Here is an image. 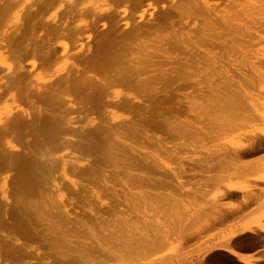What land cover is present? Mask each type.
I'll use <instances>...</instances> for the list:
<instances>
[{"label": "bare ground", "instance_id": "bare-ground-1", "mask_svg": "<svg viewBox=\"0 0 264 264\" xmlns=\"http://www.w3.org/2000/svg\"><path fill=\"white\" fill-rule=\"evenodd\" d=\"M3 1L4 6L3 4L2 6L0 5V8H3L0 12V142H8L9 138L11 136L15 137V135H18L19 138H21L22 135H25V132L26 134H31L28 129H30L32 125L36 127L38 133L40 132L38 140L42 135L43 137L49 138V142L46 141L45 138L46 145L55 142L60 136L59 125L63 126L61 128L62 131H70L77 128L71 127L73 120L72 115L74 114L72 112L77 114V112L79 113V111H82L79 109H82L83 107H74V109L73 106L70 105V98L74 97H79L78 99L84 97L82 100L87 99V101H85L87 103L83 102L82 106H84V104L85 106L89 104V109H93V111L94 109L96 111L98 110L97 112L104 110L111 111L115 109L128 110V112L129 110H132L129 112L130 116L132 113L138 117V112L136 113L134 110L159 111L155 116L153 114V118H150V116L149 118L144 117V122H140V119H142L144 115H140L141 118L138 117V119L140 118V123H145L146 126H148L146 131L145 128L142 129L141 132L143 133L141 134V137H139L140 140H144L145 144V146L142 145L145 147V150L142 153H132L125 141L126 139L123 137L120 138L124 140L116 141L118 146L110 145L106 142V144L101 146L95 145L94 141L96 140L98 141L101 139L103 140V143L105 140L108 141L104 129L107 125L105 126L104 124L105 127L102 125L103 128H98L97 122H95L98 129L94 130L96 128L95 125H93L95 128H90V125L93 122L90 124L88 122L90 121L89 118L92 117L93 111L88 110V114H91L87 121L88 128L91 129L89 132L92 130L94 132L90 134L87 133L88 136H86V138L84 137V140L81 139L83 140L81 143L83 144V150H86V154H84L85 152H83V150L80 151V149L77 148L75 140H73V144L74 142L76 143V150L73 146H67L71 150L73 148L76 154H78V152H83L84 155H91L89 152L94 154V162H91V164L93 163L91 166H88L90 160H87V164H84V160L82 163L85 167H83L77 156H75V153L72 154L69 153V151L64 152L61 150L63 153L59 156H57L55 151L49 150L50 152L48 151L45 153L48 149L57 150L59 153L62 144L56 143L58 141L54 144V146L61 144L59 148L57 147L58 145L56 146L58 149H54L53 146H50L52 148L49 147L47 150L45 149L44 152V148L42 147L44 143L37 144L35 149L30 152V155H28V158L27 155L26 157L22 156L14 158V156L13 158H10L13 156L11 153L10 157L5 154L3 157L8 158H4L5 162H1L3 164V166H1L3 168L6 166L8 169L10 168L8 166H11V170L13 167L14 169H17L19 172V177H17V180H19L17 188L20 193L13 188V194L14 192H17L15 194L16 198L14 199V202L15 206L16 204L19 206V211L16 212V214H19L17 217H14L16 216L14 212L18 209L13 212L14 216L12 214V217H14L13 221L12 219L10 221L13 223L12 230H10L11 228L8 229V226H10L11 223L8 225L7 221L5 223H7L6 225H8V228L5 227V225L2 226L7 230H10L9 233L13 236L9 238L7 235H2L1 239L3 240L0 239V258L2 259V261L0 260V264H5L4 262L7 261V258H12V261H15L17 264H38L39 262V264H44L42 261L46 260L49 255V253H47V256L45 257V251L53 254L54 261L49 259L51 258L50 255L48 258L51 260L52 264H108V262H114L133 253L136 254L135 251L137 250L142 249V251H140L143 252V248L145 249L147 245L148 248L146 249L149 250L151 239L154 241V234L156 235L157 233V235H159L160 232H154V234H151L153 233L154 229L152 228H154V226L159 227L156 225L153 226V223H151L152 227L149 229H152V232L149 233L150 231L147 228V225L150 224L148 222L146 223L149 218H145V220L143 219L144 222L142 220L139 226L137 217L141 216L144 211H141L142 213L139 211L141 215L134 217L136 216V214H134L135 212L138 214V209L133 212L134 208H137L141 201L143 204V201H145V198L147 197V194L144 192L143 196H146L144 199L140 194L142 195V191L147 189H150L152 192L160 190H167L168 192L177 191L183 185V178L187 175H189V177L190 175L192 177H194V175L199 178L201 177V188H210L209 191L202 189V191L207 194V196H205L207 207L209 205V207L215 208L218 203H221L226 197H235L239 194L241 198L239 208L246 204L249 205L258 202L259 200H264V158L249 163L242 162L241 159L242 157L256 155L264 150V0H102V2H106L105 4L112 2L115 4L114 7H116L114 9L104 8L97 10L96 3L95 9L97 11H94L92 6V10L89 8V10L86 9V12L83 11L85 10L84 7L76 9V4H80L83 0H67L69 1L68 7L70 15L71 13H85L86 17L88 16L87 14H89L88 18L86 17L87 19L85 18L84 21H87L92 17V20L90 19L88 22L91 23L85 26H80L78 24L82 23H80L79 19L77 25H72L69 24L70 20L68 19V21L64 20V22L62 20V22L58 23L51 22L52 24H42V26H44H41L40 32L43 35H46V37L44 36L46 40L42 37L44 41L40 40L42 35L39 36L37 34L40 37V41H38L36 37L33 38L34 34H36L35 27L37 26V33H39L38 29L40 28L39 21L35 22L34 19L37 18L36 16L39 17L40 14H37L43 12L41 11L43 8L46 9L49 5L63 2L62 0H36L38 2L34 3L37 4L32 2L35 6L32 5L33 8L30 6L29 11L26 8L28 12L25 11L27 13H24L25 16L23 18L25 24L23 23L24 28H21L23 29L22 31H19L20 8L18 9L21 0ZM86 1L88 0H85V2ZM130 2L132 4L135 2V4H133L135 6H129ZM88 4L89 3L87 2V5ZM105 4H102V6ZM24 7H27V5H24L21 8ZM60 8L63 7L61 6ZM23 10H25V8ZM67 10L68 9H66V12L68 14L69 12ZM46 12L48 11L46 10ZM63 13L65 14V12H62V14ZM67 14L65 16H67ZM44 16L46 15H42V17ZM74 17H76V15H74ZM77 17H79V15ZM21 18L22 17H20V19ZM39 20L41 23L45 22L42 21V18ZM43 20L45 19L43 18ZM89 25L92 26V28L90 27L91 30L93 28L98 29V32L96 29V31L93 30V32L89 30L91 33L94 34L97 32L100 34H97L98 37L96 36L97 40L95 41L92 39L96 34H94L92 38L87 34V28ZM64 33H67L69 36H74L75 41H83L84 43L85 41L88 42L92 40L93 45L88 48V54H83L82 52L84 50L73 53V44L69 42L65 43L60 40L67 38V36L65 37L63 35ZM69 40L71 41V39H67V41ZM61 45L63 47L65 45L64 52L66 51V60L64 61L62 56L60 59L64 61H62V66H69L68 68L70 70L68 73H65L66 70L62 68L64 73L62 72V74H58L60 76L55 75L56 79L53 78L54 82L52 85L50 84L51 87L49 86L48 91L44 90L46 93H43L42 91L43 94H40L41 89L39 86H36L39 88L38 95L33 93V83H37V85L41 86L43 82L41 83L40 81L45 78L44 73L46 72L39 64L40 60L38 61V59H40V55L37 56V60L34 59L37 62L34 60L29 62L28 59L30 57H35L34 55L42 52H45V54L52 52L51 54H53L55 51L57 52V49H59ZM89 45H91V43ZM19 47H23V53L25 58H27L22 59V63L19 61V53H21L19 52ZM63 47L61 48V51L64 49ZM59 51L60 50H58V52ZM14 53H18V55H15ZM10 54L12 56H18V58L15 57L16 59H12L10 58ZM46 56L48 57L50 55L48 54ZM58 57L60 58V55H58ZM8 63L13 66L11 67V71L7 70L9 69L6 67ZM30 63H35L37 65L34 70H32L34 64L29 68ZM50 63L51 62H49V65H51ZM63 74L66 75L63 76ZM45 79H47V77ZM48 82L50 83L51 80ZM248 86L255 90L253 92L259 93V97L255 93V97L253 98L254 94H252V90L249 92ZM6 88L7 90H13V97L5 96V94H7L4 91ZM114 88L128 90V94L129 91L138 92L139 94H143V96L141 100H138V98L136 99V97H131L129 95H117L113 91H118V89L113 90ZM120 92L122 93V91ZM34 95H36V97ZM35 98L38 99L37 103L45 105L44 110H55V112L57 110V112H52V114H50V111L48 113L44 111L46 114L44 113V115L42 113L43 115L41 116H44L42 118H39V114H35L34 112L33 115L38 116L34 118L36 121L37 118H39V121L36 123L34 122L33 124L32 121L35 119L31 117V115V118H29L32 119V121H30L29 118L27 119V110L25 109V111V107L23 108V106L34 105L36 103L34 100ZM82 100L80 99V101ZM16 102L18 103L16 107L19 108V110H13V106H15ZM77 102L79 104V100H76V104ZM84 108L88 109V107ZM76 109L79 111L76 112ZM161 110L164 111L161 112ZM183 110H188L190 113L192 112L191 114L199 119L206 117V127H203L205 126L204 121L203 126L200 125L202 128L200 126H195L198 122L192 124L191 121L193 118H190L191 120L189 121L188 119L190 116L182 115L184 112ZM38 111L41 113V107ZM84 112L87 113V111ZM160 112L161 114H159ZM99 113L98 116L102 114L101 112ZM106 113L104 112V114ZM139 113L141 114L142 112ZM85 114L82 115L81 113V116H85ZM108 114L109 113H107L106 116L109 117L111 114ZM181 115L185 117L188 116V121L180 120L182 117ZM108 117L105 119L107 120ZM185 117H183V119ZM145 118H147V121ZM98 119V121L101 120L100 118ZM105 119H103V121ZM78 120L79 119L73 121L80 123ZM132 120L128 121L131 122ZM135 120H133V122ZM116 121H114L113 125L115 124L117 126V123L121 124V122L116 123ZM136 122L137 123H134L139 125L137 120ZM201 122L202 121H200V123ZM115 125L113 126V129ZM130 125V127H128L129 125L124 126L128 130L127 134L130 133L129 138H132V135H135L138 131L135 130L134 126L132 127V124ZM83 127L84 128L82 129H85V126ZM136 129L138 130V126ZM204 129L205 131H203ZM27 130L29 133H27ZM33 130H35V128ZM83 131L86 133V131L88 132V129L86 128V130ZM80 133L83 134L82 132ZM66 134L62 139L65 143L72 139V136L68 138L66 137ZM85 135L83 134L82 136ZM136 137L138 138L137 135H135V139ZM184 137H188L190 140L192 139V144H198L199 147L203 146L201 140H206V142L207 139L214 140L215 143L212 144V148L207 151V154H204L205 151L202 153V158L196 155L197 153L194 154L190 150L192 153H188V155L192 154L193 156L194 154V157L198 156V158H200H193L190 160V162L193 161L191 162L192 166L189 165L190 162L187 161L188 159H185V161L182 160L184 163L180 160L182 164H185L187 161L186 163H189V166L187 165L188 167L179 166L178 168H173V166H171V168L170 166L165 165V161L167 160H161L162 155L160 154L163 152L165 155V151L175 150L172 149L173 145L170 143L177 139H183ZM188 138L186 139L188 140ZM92 139H94V141H91ZM139 139H137V141ZM23 141H25L24 138L22 142ZM42 141H44L43 138ZM111 141L109 142L111 143ZM183 141L181 143L186 142L185 144L187 145V141ZM25 143L23 142L24 145H27V143ZM95 143L98 144L99 142ZM181 143L176 145L183 146L184 144L182 145ZM18 144L20 143L18 142ZM209 144L210 143L207 145ZM11 145H13V143H11ZM124 145L126 146L124 147ZM207 145L205 144V146ZM2 147H5L4 144ZM80 147L82 148V145H80ZM150 147L157 148L159 152L155 150V152H148ZM163 149L166 150L164 151ZM1 150L5 149L2 148ZM19 150L21 149H18L17 151ZM27 150H29V148ZM161 150L162 152H160ZM13 151H15V149ZM52 152L56 155L52 154ZM174 152L180 153L179 148ZM182 152L183 150L181 153ZM23 155H25V153ZM78 155H80V153ZM169 155L172 154L170 153ZM169 155L167 156L171 157ZM173 155L174 157H177L175 156L176 154L173 153ZM186 156H184V158H186ZM89 157L91 158V156ZM89 157L87 156V159ZM180 157L182 158V156ZM188 157L190 159L192 158L191 156ZM83 158H86V156ZM168 161L171 162V160ZM194 161L196 163H194ZM55 166H59V172L61 173L60 177L66 182L64 184H66L67 187L69 186L70 188H73L74 193L75 191L77 192L75 193L74 198H71L70 196L72 195L67 193V188L62 187L64 185L62 182L64 181H62L61 178L59 181H62L61 183L63 185L55 181L56 176L53 174V172L56 173L54 170L57 167ZM7 172L9 171H6V175H8ZM13 172L14 171H12V174ZM2 176L0 177L1 197L7 194L6 189L10 192L6 186V184L8 185L10 183V180L9 183H5L4 177ZM74 177L83 182L85 181L84 183L87 182V185L84 186V184H80L81 181ZM11 182L14 181L11 180ZM9 185L12 184L10 183ZM181 188L183 189V187ZM134 190H137V194L140 193L138 196L141 200L140 202L138 200V203L133 197V195L136 194V192L135 194L133 193ZM9 192L8 195H11ZM105 192L110 193L113 200L107 206L106 212H102V210H100V198ZM154 192L152 195H154ZM180 192L179 194L183 191ZM156 193L158 195V197H156L158 200L155 199V202L152 205L157 208L154 206L153 208L148 204L153 198L151 197V193H149V198L151 199H149L148 202L146 201L149 209L151 207L157 210L158 206H161V201H163V199H161L162 197L160 198V195L162 192H159V194L158 192ZM242 194H246L247 196ZM68 195H70V199L68 198ZM197 195V197L200 198V194ZM202 195L205 194L202 192ZM5 197L4 200L10 196ZM176 198L178 197L173 196L172 198L171 196L172 200ZM201 198H203L204 201V197ZM153 199L152 201H154ZM6 201L8 202V200ZM179 201L177 202L179 203ZM7 202L4 201L0 204L1 215L4 211H2L1 205L3 203L6 204ZM200 202L198 204H200ZM261 203L264 204V202H260V204ZM5 204H3V206H5ZM12 204L11 206L8 205V207H13L14 205ZM260 204L259 206H263ZM220 205H223V203ZM70 207L82 209V212H84V218H86L85 216H88L89 219H84L82 217L83 214L75 215V218H72V216H70L71 214L69 215ZM12 209L14 210L15 207L10 210ZM149 209L147 208V210ZM5 210L7 209L5 208ZM70 210L73 209L71 208ZM125 210H131L133 213L130 212L134 214V216H132V218L128 217L126 214V216H124V213L127 212ZM73 211L74 212L70 213H75L76 210ZM8 212L9 210L7 213ZM160 212L161 211H159V214H161ZM86 213L87 215H85ZM145 213L146 212L143 214ZM225 214L226 211H218L213 213L210 217L207 216L208 218L205 219L207 223L201 225L202 227L198 229L196 235H199L201 231L207 232V230L216 226L217 223H220V220H222ZM234 215L236 214L234 213ZM141 217H139V220ZM158 218L161 219V217ZM8 219L9 218H6L5 220ZM153 219L155 224H160L156 223L158 219H156L157 221H155V218ZM2 220L5 221L4 219ZM2 220L0 221L3 225L5 223H3ZM148 221L150 222L151 219ZM36 222H38L39 225H42L43 230H35L33 232L31 230L32 227H29L30 229H28L27 226H31L28 223L36 224ZM115 223H117V225H115ZM118 224L128 235H125L124 232H119L120 229L117 230L116 227ZM132 229H136L133 231H138V233L134 232L138 235L137 237L131 236L133 234ZM156 231H159V228H157ZM257 231L262 232L255 235V238L257 237L258 239L257 243L264 244V213L256 225H240L237 229L230 232L229 235L215 239L213 237V240L212 237L206 239L202 242L205 244L202 254L223 256L230 262L233 261L235 264H264L263 251L259 253L256 252L255 254L257 255L255 256L254 254L249 255L241 252L239 253L234 249L236 243L242 244L244 239L241 238V235L248 234L253 237V234ZM121 233H124V235ZM160 235L163 234L161 233ZM87 236L90 240H93L91 243L84 242V240H87ZM239 236H241V239H238ZM188 237L191 240L194 236L191 237L189 234ZM186 239L182 241H185ZM157 240L158 239H156L154 243ZM247 242H249V240ZM235 247H237V245ZM10 261L8 260L9 263ZM48 262L51 263L50 261Z\"/></svg>", "mask_w": 264, "mask_h": 264}, {"label": "rangeland", "instance_id": "rangeland-1", "mask_svg": "<svg viewBox=\"0 0 264 264\" xmlns=\"http://www.w3.org/2000/svg\"><path fill=\"white\" fill-rule=\"evenodd\" d=\"M10 1V0H9ZM28 1V2H27ZM63 2H59L58 4H54V5H49V6H47L46 7V9L45 8H43L41 11H43V12H39L37 15H39V17L38 16H36L37 18H35L34 20H35V22H38L39 21V29H38V32L39 33H37L36 32V28H37V26L35 27V33L36 34H34V36H33V38H35L36 37V39L38 40V41H40V40H43V39H45V37H46V35L44 34H42L41 32H40V29H41V26H42V24H49V23H53V22H62V20H63V22H64V20L66 21H68V19L70 20V23L69 24H72V25H77L78 23H79V19H80V23H82V24H78V25H80V26H85V25H88V24H90V23H88L89 21H90V19L92 20V17L91 18H89L87 21H84L85 20V18L87 17L88 18V16H89V14H87L88 16H86L85 17V13L84 14H74V13H71V15L72 14H74V15H76V17H74V15H70V12H69V7H68V3H69V1H67V0H62ZM65 1V2H64ZM73 1V0H72ZM25 2V3H24ZM26 2H27V4H26ZM32 2L34 3V2H38V1H36V0H33V1H31V0H21L20 1V4H19V7H18V9L20 10V12H19V23H20V25H19V31H22L23 29H21V28H24V16H25V14L24 13H27L28 11H29V7L31 6V8H33V6H35L34 4H37V3H34V4H32ZM84 2V3H83ZM87 2L91 5L92 3L94 4H92L91 5V7H90V5L88 4L87 5ZM91 2V3H90ZM132 2V1H131ZM130 2V4H129V6H135V5H133V4H135V2H133V4ZM4 3V1L3 0H1L0 1V5L2 6V4ZM96 3H97V5H96ZM106 2H102V0H88V1H86L85 2V0H83V1H81L80 2V4H76V9H79L80 7H84L85 8V10H83V11H87L86 9H88L89 10V8L91 9L92 8V6H93V10L94 11H97V10H100V9H104V8H110V9H114L115 7H114V3H110V2H108L107 4H105ZM67 4V5H66ZM101 4V5H100ZM102 4H105L104 6H102ZM24 5H27V7H24L25 8V10H23L24 8H21V7H23ZM33 5V6H32ZM55 5H56V7H55ZM78 5V6H77ZM97 7H96V6ZM111 5V6H110ZM3 6H4V4H3ZM63 7V8H60V7ZM102 6V7H101ZM108 6V7H107ZM49 7V8H48ZM78 7V8H77ZM95 7H96V9H95ZM99 7V8H98ZM26 8L28 9V11L26 10ZM55 8V9H54ZM58 8V9H57ZM83 8V9H84ZM3 9V8H2ZM2 9L0 8V12L2 11ZM17 9V10H18ZM22 9V10H21ZM65 9V10H64ZM66 9H68L67 11L69 12L68 14H67V12H66ZM46 10L48 11V12H46ZM62 10H64V11H62ZM92 10V9H91ZM25 11H27V12H25ZM55 11H57V12H55ZM59 11V12H58ZM65 12V14L63 13L62 14V12ZM44 12H45V14H44ZM55 12V13H54ZM61 12V13H60ZM47 13V14H46ZM11 14H13V13H11ZM22 14H24V15H22ZM46 15V16H44V17H42V15ZM58 14V15H57ZM61 14H62V16H61ZM67 14V16H65ZM48 15V16H47ZM68 15H69V17H68ZM79 15V17H77ZM83 15V16H82ZM57 16V17H56ZM64 16V17H63ZM20 17H22L21 19H20ZM47 17H49V18H47ZM51 17V18H50ZM84 18V19H81V18ZM41 19L42 18V21H45V22H42L41 23V21L39 20V19ZM43 18L45 19V20H43ZM62 18H64V19H62ZM75 18V19H74ZM86 18V19H87ZM48 19V20H47ZM60 19V20H59ZM53 20H57V21H53ZM75 20V21H74ZM74 21V22H73ZM81 21H83V22H81ZM73 22V23H72ZM24 23V24H23ZM51 23V24H52ZM84 23V24H83ZM22 24V25H21ZM18 25H17V27H18ZM22 26V27H21ZM44 26V25H43ZM42 26V27H43ZM15 27H16V25H15ZM92 28V26H88V31H87V34L92 38V36L94 35V34H96V35H94V38L92 39L93 41H95V40H97L96 39V36L98 37V35H100V34H98L97 32H98V29H96L97 30V32H95L96 30L93 28L92 30H91V28ZM90 28V29H89ZM21 29V30H20ZM89 30H91V32H93V30H95L94 32V34L93 33H91ZM0 33H1V26H0ZM41 36V39H40V37L38 36ZM98 34V35H97ZM65 37L67 36V38H64L63 36V38L64 39H60V40H62V41H64L65 43H72L73 44V53H76V51H78V52H80V51H83L82 53L83 54H88V48L89 47H92V45H93V43H92V40L91 41H88V42H84L83 43V41L82 42H80V41H75L74 40V36H69V35H67V33H64L63 34ZM37 36H38V38H37ZM45 36V37H44ZM42 37H43V39H42ZM0 39H1V35H0ZM40 39V40H39ZM48 39V38H47ZM67 39H71V41L69 40V41H67ZM33 40H35V39H33ZM46 40V39H45ZM59 40V41H60ZM66 40V41H65ZM36 41V40H35ZM44 41V40H43ZM76 43H75V42ZM91 43V45H89L90 43ZM79 43V44H78ZM83 43V44H82ZM87 43H89V44H87ZM85 44V45H84ZM86 46V47H85ZM63 46L61 45V47H59V49H57V52L55 51L53 54H51V53H48L50 56H46V55H48V54H45V52H42V53H39V54H36V55H34L35 57H30L29 59H28V61L29 62H31V61H33L34 59H38V57L37 56H39V58L40 59H38V61H39V64H40V66H41V68H44L45 69V72L46 73H44V77L46 78L47 77V79H43L42 81H40L41 83V86L40 85H37V83L35 84V83H33V90H32V92L33 93H35V94H37L38 95V93H39V88L41 89V93L40 94H43L46 90L48 91V88H49V86L51 87V85H52V83L54 82V79L53 78H55V75H58V74H62V68L64 69V70H66L65 71V73L67 72L68 73V71L70 70L67 66L64 68L63 66H62V64H63V62L66 60V51L64 52V50H65V45H64V49H62V51L64 52V54H63V52L61 51V48H62ZM67 47V46H66ZM83 47V48H82ZM22 49V50H21ZM66 49H68V48H66ZM82 49V50H81ZM19 52H21V53H19V61H20V63H22L21 62V60L22 59H24L25 58V55H24V53H23V47H19ZM58 50H60L59 52H58ZM86 50V51H85ZM68 51V50H67ZM75 51V52H74ZM60 52H61V54H60ZM85 52V53H84ZM16 53V52H15ZM14 53V54H15ZM59 53V54H58ZM24 56H23V55ZM57 54V55H56ZM82 54V55H83ZM15 55H18V53L17 54H15ZM53 55V56H52ZM58 55H60V58L58 57ZM14 56V55H13ZM11 54H10V58H14V59H16V58H18V56H14L13 57ZM28 56H29V54H28ZM61 56H62V59H64V61L63 60H60L61 59ZM16 57V58H15ZM50 57H52V58H50ZM33 58V59H32ZM45 58H47V59H45ZM59 58V59H58ZM25 59H27V58H25ZM56 60V62H55V60ZM36 60H34L35 62H37ZM45 60V61H44ZM58 60V61H57ZM27 61V62H28ZM63 61V62H62ZM45 62V63H44ZM49 62H51L50 64L51 65H49ZM52 62H54V63H52ZM58 62H59V64H58ZM12 63V62H11ZM34 64V65H33ZM48 66H47V65ZM55 64V65H54ZM21 65H23V64H21ZM30 65V67L29 68H31V65H33V69L32 70H34L35 68H36V64L35 63H30L29 64ZM53 65V66H52ZM46 66V67H45ZM49 66H50V68H49ZM59 66V67H58ZM6 67H8L9 69H7L8 71L10 70H12V68L11 67H13L10 63H8L7 64V66ZM61 67V68H60ZM11 68V69H10ZM67 68V69H66ZM54 69V70H53ZM56 69V70H55ZM60 69H61V71H60ZM58 71V72H57ZM64 73V72H63ZM46 75V76H45ZM53 75V76H52ZM66 75V74H65ZM64 74H63V76H65ZM58 76H60V75H58ZM61 77H62V75H61ZM51 80V82L49 83L48 81H50ZM56 79V78H55ZM53 80V81H52ZM47 82V83H46ZM39 83V82H38ZM34 84H35V86H34ZM48 84V85H47ZM51 84V85H50ZM44 85V86H43ZM46 85V86H45ZM36 86H39V88L38 87H36ZM48 86V87H47ZM250 86V85H249ZM249 86H248V88H249ZM36 87V88H35ZM47 87V88H46ZM251 87V86H250ZM46 88V89H45ZM118 89V91H113V90H117ZM120 88H114L112 91L114 92V93H116L117 95H129V96H131V97H136V99L138 98V100H141L142 99V96H143V94H139L138 92H134V91H129V94H128V90H125V89H123V88H121L120 90H119ZM45 90V91H44ZM252 90V91H251ZM5 91V93H7V94H5V96H12L13 95V90H7V88L4 90ZM8 91V92H7ZM35 91H37V92H35ZM42 91H43V93H42ZM120 91H122V93L120 92ZM253 92V91H255V90H253L252 88H249V92ZM12 92V93H11ZM46 93V92H45ZM119 93V94H118ZM136 93V94H135ZM138 93V94H137ZM255 93L256 92H253L252 94H254L253 95V98L255 97ZM32 94V93H31ZM133 94V95H132ZM259 93H256V95H258ZM33 95V94H32ZM135 95V96H134ZM4 96V95H3ZM2 96V97H3ZM35 97H36V95H34ZM13 97V96H12ZM258 97H259V95H258ZM75 98V99H74ZM74 98H70L71 100V102H70V105L71 106H73V108L75 107H77V108H80V107H88V109L87 108H84V109H86V110H84L83 108L81 109H79V110H84V111H87V113L86 112H82V111H79L78 109H76V112L77 111H79V113L77 112V114L75 113V112H72V113H74L73 115H72V117H73V120L75 121L76 119H79L78 121H80V123L78 122H74L73 120H72V125H71V127H73V128H75V127H77L78 128V130H77V128H75L74 130H68V131H65L64 129V131H62L61 130V128L63 127L62 125H59V128H60V130H59V133H60V136L56 139V141H58V142H56V143H61V144H57V145H55L54 146V144H56L55 142H53V143H49L50 145H46L45 143V138L46 137H43L41 134V136H40V139L38 140V138H39V133L37 132V130H36V127L34 126V125H32L31 127H30V129H28L30 132H31V134L29 133V131L27 130V133H29V134H26V132H25V135H22L21 136V138H19V136L17 135H15V137L14 136H11L10 138H9V140H8V142H0V148L2 149V148H4L5 150H1L0 149V163L2 162V163H4L5 161H4V158H6V157H3L5 154H6V156L7 155H9L8 157H10L11 156V154L13 155L12 157H10V158H13L14 156V158H19V157H22V156H24V157H26V155H27V158H28V155H30V152L33 150V149H35V146L37 145V144H39V143H44L43 144V152H44V150L46 149H48L50 146H53L54 147V149L56 148V146L59 148V146L62 148L63 147V145H64V147L61 149H59V153L57 152V150H51V149H48L45 153H47L49 150L50 151H55L56 152V154H57V156H59L61 153H63L62 151H69V153H75V156H77V158L79 159V161H80V164L83 166V167H85L84 166V164H87V160L89 161L90 160V162H88L89 164H88V166H91L92 164H91V162H94V154H92L91 152H89L91 155H89V154H87V155H84V154H86V150L84 149L83 150V144L81 143L83 140H84V137L86 138V136H88L87 135V133H92V132H94L93 130L91 131V132H89V130H91V129H89L88 127V124H87V121H88V118L90 117V115L88 114V112L89 111H93V109H89V104H87L86 106H85V104H84V106H82L83 105V102L84 103H87V102H85V101H87V99H85V100H82V98L84 99V97H80V99L82 100V101H80V99H78L79 97H74ZM77 98V99H76ZM74 99V100H73ZM35 100V104L34 105H32V106H30V105H26V106H23V108H24V110L26 111V114H27V119L30 117V115H31V117H38L39 116V118H42V117H44V116H41V115H43L45 112L44 111H46V110H44L45 109V105L44 104H41V103H37V100L38 99H34ZM76 100H79V104H78V102H77V104H76ZM253 100V99H252ZM75 101V102H74ZM39 102H41V101H39ZM81 102V103H80ZM75 103V104H74ZM251 103V102H250ZM81 104V105H80ZM16 105H18V103L16 102L15 103V106H13L14 108H13V110H19V108H17L16 107ZM41 105V106H40ZM43 105V106H42ZM76 105V106H75ZM79 107H78V106ZM29 106V107H28ZM27 107V108H26ZM40 107H41V113H40V111H38V110H40ZM32 108H35V109H32ZM43 108V109H42ZM74 108V109H75ZM30 109V110H29ZM89 110V111H88ZM118 110V111H117ZM32 111V112H31ZM37 111V112H36ZM51 113L50 114H52V112L54 113L55 112V110H49ZM48 110L46 111V113H48L49 112ZM70 111V110H69ZM72 111V110H71ZM73 111H75V110H73ZM96 110L94 109V111H93V113H92V117H90L89 118V124L91 123V122H93V123H91V125H92V127H91V125H90V128H95L97 125V127L99 128H103V127H105L106 125V127L104 128L105 129V134L107 135V137H108V141L107 140H105L104 141V143H103V140H96V141H94V139H92L91 141H94V144L95 145H99V146H101V145H103V144H106V143H108V144H110V145H114V146H118L117 144H116V141L118 142L119 140H124V139H122V138H120V137H123V138H125L126 140V143L128 144V146H129V150L130 151H132V153H136V152H138V153H142V152H144V150H145V147H143V146H145V144H144V140L142 141V139L140 140L139 139V137H141V134L143 133V132H141L142 131V129H144L145 128V131L148 129V126H146V124L145 123H140V122H144L143 121V118L144 117H147V118H149V116H150V118H153L154 116H155V114L159 111V110H154V112L152 111V110H134L136 113L138 112V117H140V115L141 116H143L142 117V119H140V122H139V119H138V117L135 115V114H132L131 113V116H130V113L129 112H131L132 110H129V112H128V110L126 111V110H121V109H115V110H111V111H107V110H104V111H99V112H101L102 114L100 115V116H98L100 113L99 112H95ZM113 111V112H112ZM123 111H125V112H123ZM156 111V112H155ZM164 111V110H163ZM162 110H161V112H163ZM184 112L182 113V115H188V116H190L189 117V119H188V116H182L181 117V119L180 120H185V121H190L191 119L190 118H193L192 119V124H195L196 122H198V124L196 123L195 124V126H197V127H199L200 125H202L203 126V124H204V122H205V126H203V127H206V124H207V120H206V117H202L201 119H199L198 117H196L195 115H193V114H191L190 113V111L188 112V110L186 111V110H183ZM31 113V114H29V113ZM34 112H35V114L36 113H38L39 115L37 116V115H33L34 114ZM56 112H57V110H56ZM55 112V113H56ZM104 112L106 113H109L108 115H110L109 117L108 116H106L107 115V113L106 114H104ZM135 112H133V113H135ZM139 112H142L141 114L139 113ZM161 112L159 113V114H161ZM43 113V114H42ZM45 113V114H46ZM71 113V112H70ZM81 113H82V115H84L85 113V116H81ZM91 113V112H90ZM97 113V114H96ZM185 113V114H184ZM188 113V114H187ZM44 114V115H45ZM115 114V115H114ZM153 114H154V116H153ZM159 114H157V115H159ZM29 115V116H28ZM33 115V116H32ZM88 115V116H87ZM97 115V116H96ZM104 115V116H103ZM126 115V116H125ZM76 116V117H75ZM78 116V117H77ZM80 116V117H79ZM108 117L107 118V120L105 119L106 117ZM129 116V117H128ZM30 117V118H31ZM102 117H105V118H102ZM110 117H113V118H110ZM132 117H133V120H137L138 122H139V125L138 124H135V123H137L136 122V120L133 122V120H132ZM135 117V118H134ZM183 117H185L184 119H183ZM4 118V117H3ZM29 118V120L30 121H32V119H30ZM34 118V119H35ZM39 118H37V121H36V119L34 120V121H32L33 122V124H34V122L36 123V122H38L39 120ZM76 118V119H75ZM98 118H100L101 120L100 121H98L99 119ZM117 118H118V120H117ZM120 118V119H119ZM131 118V119H130ZM147 118H145L146 119V121H147ZM180 118V117H179ZM194 118H195V120H194ZM103 119H105L104 121H103ZM110 119V120H109ZM115 119V120H114ZM144 119V120H145ZM188 119V120H187ZM82 120V121H81ZM117 120V121H116ZM128 120H132L131 122L130 121H128ZM148 120H150V119H148ZM102 121V122H101ZM107 121V122H106ZM114 121H116V123L117 122H121V124L120 123H117L118 125L116 126L115 124V127H114V129H113V123H114ZM124 121V122H123ZM200 121H204L202 124L200 123ZM74 122V123H73ZM95 122H97V125H95L96 123ZM104 122H106V123H104ZM110 122V123H109ZM122 122H123V124H122ZM125 122H128V123H125ZM129 122H130V124H132V127L134 126V128H135V130L136 131H138V133H135V135H137L138 136V138L136 137V139H135V135H132V138H129L130 137V133L129 134H127V129H126V127L125 126H128V127H130L131 125L129 124ZM133 122V123H132ZM82 123H84V124H86V125H84V124H82ZM98 123H100V124H98ZM102 123V124H101ZM108 123V124H107ZM104 124H105V126H104ZM110 124H111V126H110ZM135 124V125H134ZM143 124H145L144 126H142ZM78 125V126H77ZM81 127H80V126ZM93 125H95V127L93 126ZM102 125H103V127H102ZM113 125V126H112ZM122 125H123V127H122ZM125 125V126H124ZM138 126V130L136 129L137 128V126ZM140 125H141V127H140ZM83 126H85V129H82V128H84ZM202 126H200L201 128H202ZM65 127V126H64ZM95 128L94 130H97L98 128ZM108 127V128H107ZM118 129H117V128ZM32 128V129H31ZM35 128V130H33ZM86 128L88 129V132L86 131V133H85V131H83V130H86ZM107 128V129H106ZM120 128V129H119ZM80 129V130H79ZM126 129V130H125ZM76 130V131H75ZM107 130H108V132H107ZM116 130V131H115ZM140 130V131H139ZM34 131V132H33ZM36 131V132H35ZM62 131V132H61ZM75 131V132H74ZM144 131V130H143ZM203 131H205V129L203 130ZM80 132H82L85 136H82L83 134H81ZM107 132V133H106ZM125 132H126V134H125ZM135 132V131H134ZM140 132V133H139ZM33 133V134H32ZM67 133V134H66ZM77 133H79V134H77ZM121 133H122V135H121ZM35 134H37V135H35ZM66 134V137H70V136H72L70 139V141L69 142H67V143H65L64 141H62V139H63V137H65L64 135ZM114 135V136H113ZM159 135V134H158ZM30 136V137H29ZM111 136V137H110ZM27 137V138H26ZM37 137V138H36ZM81 137V138H80ZM14 138V139H13ZM23 138H24V140L26 141V143H27V145H24L23 144V142L25 143V141H23L22 142V140H23ZM31 138H32V141H31ZM36 138V139H35ZM42 138H43V140L44 141H42ZM111 138H112V141H111ZM186 138H188V137H184L183 139L181 138V139H179V140H181V141H179L178 139L177 140H174V141H172V143H176V142H178V143H176V144H179V143H181L183 140L184 141H187V145L185 144V143H181L182 145L184 144V145H186V146H181V145H174V144H172V143H170L171 145H173V147H172V149H175V150H178V148H179V152L180 153H175L174 151L175 150H171V151H169V150H167V151H165L164 149V151L166 152H164L165 153V155L163 154V152H162V150L160 151V152H162L160 155H162L161 156V160H164L165 161V159L167 160V161H165V165H168V166H173V168H178L179 166H185V167H188L189 165L190 166H192L191 165V162H193V161H191L190 162V160H192L193 158H196V159H200V158H202L203 157V154L202 153H204V151H205V153L204 154H207V151L208 150H210L211 148H212V144L213 143H215V141L214 140H209V139H207V142L208 143H210L209 145H207L208 143L206 142V140L205 141H202L201 140V142H203V146H201V147H199L198 146V144H195V143H193L192 144V139L190 140L189 138H188V140L186 139ZM27 139V140H26ZM35 139V140H34ZM49 138H46V141H48L49 142V140H48ZM81 139H83V140H81ZM116 139V140H115ZM133 141H132V140ZM137 139H139L138 141H137ZM206 139V138H205ZM19 140V141H18ZM41 140V141H40ZM73 140H75V142L77 143H75L74 142V144H73ZM190 140V141H189ZM13 141V142H12ZM15 141V142H14ZM29 141V142H28ZM35 141V142H34ZM38 141H40V142H38ZM91 141H90V143H91ZM109 141H111V143L109 142ZM115 141V142H114ZM142 141V142H141ZM183 141V142H184ZM211 141V142H210ZM18 142L20 143V144H18ZM32 142H34V143H32ZM95 142H99L98 144L97 143H95ZM106 142V143H105ZM114 142V143H113ZM191 142V143H190ZM11 143H13V145H11ZM25 143V144H26ZM93 143V142H92ZM113 143V144H112ZM125 143V144H126ZM136 145H135V144ZM3 144H4V146L5 147H2L3 146ZM6 144V145H5ZM16 144H18V145H16ZM23 144V145H22ZM52 144V145H51ZM75 144L77 145V148L78 149H80V151H82L83 150V152H85L84 154H83V152L81 153V152H78V154L80 153V155H78V154H76V152H74V149L76 150V146H75ZM82 145V148L80 147V145ZM116 144V145H115ZM126 144V145H127ZM195 144V145H194ZM205 144L207 145V146H205ZM22 145V146H21ZM67 145H69V147H71V146H73V148H72V150L67 146ZM79 145V146H78ZM126 145H124V147L126 146ZM138 145V146H137ZM143 145V146H142ZM190 145V146H189ZM192 145H194L195 147H196V145H197V147H196V149L194 150V146H192ZM14 146H16V147H14ZM131 146V147H130ZM181 146V147H180ZM10 149H8V148ZM14 147V148H13ZM22 147H24V148H22ZM80 147V148H79ZM141 147H143V148H141ZM174 147H178L177 149L176 148H174ZM184 147H186V148H184L185 149V151H184V149L183 148ZM204 147V148H203ZM210 147V148H209ZM29 148V150H27ZM50 148H52V147H50ZM58 148H56V149H58ZM64 148H66V149H64ZM133 148V149H132ZM137 148V149H136ZM188 148H189V150H188ZM193 148V149H192ZM8 149V150H7ZM15 149V151H13ZM18 149H21V150H19V151H21V152H19V151H17ZM139 149H141V150H139ZM157 148H153V147H150V149H148V152L149 151H151V152H155V151H157V152H159V150L157 149ZM183 150V154L181 153V151ZM62 150V151H61ZM139 150V151H138ZM155 150V151H154ZM195 154V153H197L196 155H198V156H200V158H198V156H195L194 157V154H193V156H192V154H189L188 155V153H192L191 151ZM10 151H13V152H10ZM49 151V152H50ZM71 151V152H70ZM73 151V152H72ZM187 151V152H186ZM188 151H190V152H188ZM195 151H201V152H199V154H198V152H195ZM5 152V153H4ZM172 154V155H169L170 153ZM4 153V154H3ZM11 153V154H10ZM22 153V154H21ZM25 153V155H23ZM88 153V152H87ZM168 153V154H167ZM173 153L174 154H176L175 156H177V157H174V155H173ZM52 154H55L54 152H52ZM55 154V155H56ZM82 154H83V156H82ZM169 155V156H171V157H168L167 155ZM182 156V158L179 156ZM182 154V155H181ZM201 154V155H200ZM186 155H188V156H191L192 158L190 159L188 156H186ZM81 156V157H80ZM86 156V158H83V157H85ZM87 156L89 157V156H91V158L89 157L88 159H87ZM184 156H186V158H184ZM1 157H3V158H1ZM7 157V158H8ZM167 157V158H166ZM180 159H179V158ZM6 158V159H7ZM83 158V159H82ZM170 158V159H169ZM184 158V159H183ZM262 158H264V150L262 151V152H260V153H258V154H256V155H252V156H248V157H242L241 159H242V162H247V163H249V162H253V161H258V160H260V159H262ZM177 159H179V160H177ZM185 159H188L187 161L188 162H190V164L189 163H186L185 162V164H182V163H184L183 161H185ZM195 159V160H196ZM2 160V161H1ZM81 160H83V161H81ZM84 160H85V162H84ZM168 160H171V162L170 161H168ZM175 160H176V163H175ZM180 160H181V162H180ZM183 160V161H182ZM79 161H78V163H79ZM172 161H173V163H172ZM82 162H84V164L82 163ZM178 162H179V164H178ZM196 162H197V160H196ZM195 161H194V163H196ZM0 164V175L2 176V177H4V180H5V183L6 182H8L9 183V180H10V183L12 184V185H7L6 184V186H7V188L10 190V192L6 189V191H7V194H5L3 197H1V195H0V201H2V202H7L6 200H8V204L6 203H3V204H5V206H3V204L1 205L2 206V211H3V214L1 215V213H0V218L1 217H4V218H1L0 220H2V219H6V218H9L8 220H5V221H3V223H5L6 221L8 222V225L11 223V225L10 226H8V225H6L7 223H5V224H1L2 222L0 221V239H1V237H2V235L3 236H5V235H7V237L9 236V238L10 237H12L13 235L12 234H10L9 233V231L10 230H12V222H10L11 221V219H12V221H13V218L14 217H17V215L19 214V213H17L16 214V212H18L19 211V206L16 204V206H15V202H14V199L16 198V196H15V194L17 193V192H14V194H13V192L12 191H18V182H19V180H17V177H19L18 175H19V172L17 171V169L15 168L14 169V167H13V169L11 170V166H8V167H10L9 169L8 168H6V166H4L5 168H3L2 166H3V164ZM167 163V164H166ZM182 165H181V164ZM172 164V165H171ZM177 166H176V165ZM189 164V165H188ZM2 165V166H1ZM5 165V164H4ZM175 165V166H174ZM188 165V166H187ZM194 165V164H193ZM2 167V168H1ZM55 167H57V168H55V170L54 171H56V173L55 172H53V174H54V176H56L55 177V181L58 183L59 182V184H61V185H63L64 183H66L65 182V180L62 178V177H60L61 176V173L59 172V166H55ZM86 167H87V165H86ZM172 168V167H171ZM4 169H6V170H4ZM8 169V170H7ZM3 170V171H2ZM4 171H5V173H4ZM6 171H9V172H7V174L8 175H6ZM12 171H14L15 172V174H14V172H13V174H12ZM17 174V175H16ZM56 174H58V175H56ZM12 175V176H11ZM0 176V177H1ZM7 177H9V178H7ZM196 175H194V177H192L191 175H190V177H189V175H187V176H185L184 178H183V180H184V183H183V185L181 186V187H183V189L180 187V189L179 190H177V191H174V192H168L167 190H163V191H153L154 192V195H152V191L149 189H147V190H144V191H142V195L140 194V193H138L137 194V190H134V194H135V192H136V194L135 195H133V197H134V199H136L137 200V203H138V200H139V202H140V200H141V198L138 196L139 194H140V196L144 199V197H146V196H143L144 194H143V192L144 193H146L147 194V197L145 198V201H143V204H142V201H141V203H140V205H138V207L137 208H134V210H133V212H135L137 209H138V214L135 212L134 214H136V216H134V214H132L133 212L131 211V210H125V211H127V212H125L124 213V216H126V215H128V217H131L132 218V216H134V217H137L138 215H141V213L144 211V212H146L145 214H143L142 213V215L141 216H143V217H141V216H138L137 218H138V220L137 221H139L138 222V224H139V226H140V222H142V220L144 219L145 220V218H149V219H147V221H146V223L148 222L150 225H147V228L149 229L150 227H152L151 225V223H153V226L154 225H156V226H159V227H155L154 226V228H152V229H154L153 230V233H151L152 231V229L150 230L149 229V233H151V234H154V232H160L159 233V235H157V233H156V235L154 234V238H153V240L155 241L156 239H158L155 243H154V241H152V239H151V241H150V245H149V250L148 249H146V248H148V245L146 246V248L144 249L143 248V252H141L142 251V249H140V250H137V251H135L136 252V254H131V255H129V256H127V257H124V258H120L119 260H116V261H111V262H108V264H235V263H233V261L232 262H230L227 258H225V257H223V256H217V255H205V254H202L203 253V250H204V248H205V244H203L202 242L203 241H205L206 239H210L211 237H212V240H213V237H214V239L215 238H220V237H224V236H226V235H229L230 234V232H232V231H234L235 229H237L238 228V226H240V225H249V224H251V225H256V223L258 222V220L260 219V218H262V214L264 213V204H262L263 206H259V204H260V202H264V200H259L258 202H256V203H252V204H246V205H243L241 208H239L240 206H239V204H240V201H241V198H240V194L239 195H237V196H235V197H226L224 200H222V202L221 203H218V205L215 207V208H211V207H209V205H208V207H207V203H206V201H205V199H206V197L205 196H207V194L206 193H204V191H202V189L203 188H201V184H200V178L197 176L196 178ZM60 178H61V180L62 181H64V182H62V181H59L60 180ZM75 179H77V180H80V179H78V178H76V177H74ZM190 178V179H189ZM7 179H8V181H7ZM19 179V178H18ZM199 179V180H198ZM11 180L12 181H14V182H11ZM3 181V180H2ZM81 181V180H80ZM79 181V182H80ZM198 181H199V183H198ZM63 184H62V183ZM85 182V181H84ZM83 181H81L80 182V184H84V186L85 185H87L86 183H84ZM183 182V181H182ZM17 184V185H16ZM199 184V185H198ZM6 186H5V188H6ZM198 186H200V187H198ZM62 187H65V188H67V193L68 194H70V195H72V196H70V195H68V198H69V196L71 197V198H74V196H75V193H77L76 191H75V193H74V189L73 188H70L69 186V189H68V187L66 186V184H64ZM13 188H14V190H13ZM16 188V189H15ZM201 188V189H200ZM194 189V190H193ZM201 191H200V190ZM205 189V188H204ZM203 189V190H204ZM205 190H210V188H206ZM145 191H147V192H145ZM167 191V192H166ZM183 193V195H182V193ZM8 192H9V194H13L12 195V197H11V195H8ZM156 192H158V194H159V192H162V193H164V194H162L161 193V195H163L164 196V198H163V196H161L160 195V198L161 199H163V201H161V206L159 207L158 206V209L157 210H155V209H153L154 207H156V206H154V205H152V204H154V202H155V199L156 200H158V198H156V197H158V195H157V193ZM179 192L181 193V194H179ZM196 192H201V193H196ZM202 192H203V194H205V195H202ZM18 193H20V191H18ZM149 193H151V197H153L152 199L154 200V201H152V199L151 198H149V196H150V194ZM155 193H156V196H155ZM169 193V194H168ZM171 193V194H170ZM107 194V195H106ZM120 194V193H119ZM145 194V195H146ZM166 194V195H165ZM179 194V195H178ZM197 194H200V198L199 197H197L198 195ZM121 195V194H120ZM136 195H137V197L138 198H140V199H138L137 197H136ZM169 195V196H168ZM242 195H245V196H247L246 194H242ZM5 196H7V197H9V198H7L6 200H4V198H6ZM171 196H172V198H173V196L174 197H178V198H176L177 199V201H179V203L176 201V199H174V200H172L171 199ZM201 197H204V201H203V198H201ZM159 198V199H160ZM167 198H168V201H167ZM11 199V200H10ZM70 199V198H69ZM149 199H151V201H149L148 202V200ZM112 200H113V198H112V195L110 194V193H106L105 192V194L103 193V195L101 196V198H100V205H101V209L100 210H102V212H106V209H107V206L112 202ZM198 200H200V201H198ZM146 201L148 202V204H150L151 205V207H153V208H151L150 207V209H149V206H148V204L146 203ZM2 202H0V204L2 203ZM12 202H13V204H12ZM151 202V203H150ZM176 202H177V204H176ZM200 202V204H198ZM204 202V203H203ZM147 204V205H145V204ZM165 203V204H164ZM170 203V204H169ZM223 203V205H220V204H222ZM11 204L12 205H14L13 207H8V205H10L11 206ZM163 204H164V206H163ZM176 204V205H175ZM198 204V205H197ZM205 204V205H204ZM260 204V205H261ZM103 205V206H102ZM145 205V206H144ZM171 205V206H170ZM199 205H201V206H199ZM202 205H204V206H202ZM173 206V207H172ZM177 206V207H176ZM7 209V210H5V208ZM15 207V209L13 210H10L11 208H14ZM17 207V208H16ZM142 207H143V209H144V207H145V209L143 210L142 209ZM220 207V208H219ZM262 207V208H261ZM4 208V209H3ZM73 209V210H76L75 211V213H70V212H74L73 210H70V209ZM141 208V209H140ZM147 208L149 209V210H147ZM157 208V207H156ZM164 208V209H163ZM207 209V210H205V209ZM16 209H18V210H16ZM161 209H163V210H161ZM219 209V210H218ZM9 210V214L7 213V211ZM16 210V211H15ZM78 210H79V212H78ZM151 210V211H150ZM223 211V212H225L226 211V214H225V216L222 218V220H220V223H217L216 224V226H213L212 228H210L209 230H207V232L206 231H204V232H200L199 233V235H196V233H197V231H198V229L200 228V227H202L201 225L202 224H205V223H207L206 222V218H208V217H210L213 213H215V212H218V211ZM12 211V212H11ZM15 211V212H14ZM83 210L82 209H80V208H74V207H70L69 208V215L70 216H72V218L74 217L75 218V215H81V214H83L84 212H82ZM132 213H131V212ZM141 213H140V212ZM148 211V212H147ZM153 211H154V213H153ZM159 211H161L160 213L161 214H159ZM174 211V212H173ZM4 212H5V215H4ZM13 212H14V214L16 215V216H14V214H13ZM86 212V211H85ZM155 212H157V213H155ZM78 213V214H77ZM178 213V214H177ZM234 213L236 214V215H234ZM12 214H13V216L14 217H12ZM74 214V215H73ZM126 214V215H125ZM163 214V215H162ZM85 215H87V213L85 214ZM151 216V217H153V218H155V221H157L156 219H158V221L156 222V223H160V224H155L154 223V219L153 218H151V217H149V216ZM157 215H159V216H157ZM171 215V216H170ZM105 216H107V215H105ZM146 216V217H145ZM206 216V217H205ZM208 216V217H207ZM6 217V218H5ZM82 217L84 218V214L82 215ZM86 218H84V219H89V217L88 216H85ZM133 217V218H134ZM139 217H141L140 218V220H139ZM158 217H161V219H159ZM163 217V218H162ZM151 219V221H153V222H149L148 220H150ZM153 219V220H152ZM179 219V220H178ZM136 220V219H135ZM144 220H143V222H144ZM161 222H160V221ZM28 224H30L31 226H27L28 227V229H30L31 227H32V231L34 232L35 230L36 231H41V230H43V228H42V225L40 224H38V222H36V224L35 223H28ZM5 225V227H7L8 229H10V230H7L6 228H4V227H2V226H4ZM33 225V226H32ZM115 225H117V223H115ZM138 226V225H137ZM30 227V228H29ZM162 227V228H161ZM117 228V230H119L120 229V231L119 232H124L123 230L124 229H122L121 227H120V225L118 224V226L116 227ZM157 228H159V231H156L157 230ZM161 228V229H160ZM3 229V230H2ZM6 229V230H5ZM40 229V230H39ZM139 229V228H138ZM137 229V230H138ZM156 229V230H155ZM133 230H136V229H132V231ZM162 232H161V231ZM5 231V232H4ZM137 232L138 233V231H133L131 234V236H133V237H137L138 235L137 234H135V233ZM8 233V234H7ZM125 233V235H128V234H126V232H124ZM124 233H121V234H123L124 235ZM163 234V235H160V234ZM260 233H262V232H260V231H257L255 234H253V237H251V235H248V234H243V235H241V236H239L238 237V239H241V238H243L244 240L242 241V244H235L234 245V249L236 250V251H238L239 253L241 252V253H243V254H249V255H251V254H254L255 256L257 255V254H255L256 252H264V244L263 243H257L258 241V239H257V237L255 238V235H258V234H260ZM130 234V233H129ZM190 234V236L192 237V236H194L191 240L189 239V237H188V235ZM245 235V236H244ZM185 236V237H184ZM158 237V238H157ZM162 237V238H161ZM184 237V238H183ZM241 237V238H240ZM187 238V239H186ZM249 238V239H248ZM19 239V238H18ZM184 239H186L185 241H182V240H184ZM238 239H236V240H238ZM1 240H3V239H1ZM7 240V239H6ZM249 240V242H247ZM251 240V241H250ZM256 240V241H255ZM89 241V242H88ZM93 240H90L89 238H88V236H87V240H84V242H86V243H91ZM181 243H180V242ZM188 241V242H187ZM253 242H254V244H253ZM256 242V243H255ZM180 243V244H179ZM93 244V243H92ZM152 244V245H151ZM263 244V245H262ZM237 245V247H235ZM239 245V246H238ZM151 246V247H150ZM237 248H238V250H237ZM138 251H140V252H138ZM46 255H45V257L47 256V253H49V255L51 256V258H49L50 256L48 255L47 256V258H46V260H44V261H42L44 264L46 263V264H48L49 262L48 261H50L51 262V260L52 261H54V257H53V254L52 253H50V252H48V251H45L44 252ZM139 253H140V255H139ZM141 253H143V254H141ZM51 259V260H49V259ZM127 258V259H126ZM219 259V260H218ZM0 260L2 261V259L0 258ZM8 260L10 261V263L11 264H17L15 261H12V258L10 259V258H7V264H10L9 262H8ZM48 260V261H47ZM222 261V262H221ZM6 262H4L5 264H6ZM197 262V263H196ZM36 263H38V262H36ZM40 263V262H39ZM38 263V264H39ZM54 263V262H53ZM49 264H52V262L51 263H49ZM262 264V263H261Z\"/></svg>", "mask_w": 264, "mask_h": 264}]
</instances>
